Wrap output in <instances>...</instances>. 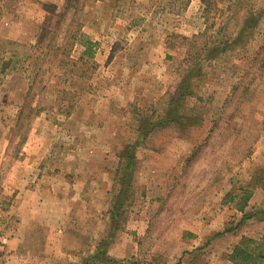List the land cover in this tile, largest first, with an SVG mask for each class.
Returning a JSON list of instances; mask_svg holds the SVG:
<instances>
[{
    "label": "rangeland",
    "instance_id": "1",
    "mask_svg": "<svg viewBox=\"0 0 264 264\" xmlns=\"http://www.w3.org/2000/svg\"><path fill=\"white\" fill-rule=\"evenodd\" d=\"M209 3L0 0V264L18 246V196L52 178L75 144L100 151L105 177L99 196L88 198L98 197L99 223L90 213L77 217L90 247L69 253V264L101 240L109 258L136 264H231L242 239L260 242L264 222L241 219L264 210V0ZM249 12L257 21L244 47L206 63L187 100L200 124L156 128L137 143L130 189L113 218L118 156L137 138V112L161 115L186 67L190 44L175 36L196 47L229 42ZM86 41L94 45L87 64ZM86 133L94 140L73 142ZM51 232L38 231L40 247H49ZM23 256L31 263L33 254Z\"/></svg>",
    "mask_w": 264,
    "mask_h": 264
},
{
    "label": "crops",
    "instance_id": "2",
    "mask_svg": "<svg viewBox=\"0 0 264 264\" xmlns=\"http://www.w3.org/2000/svg\"><path fill=\"white\" fill-rule=\"evenodd\" d=\"M91 128L96 130L98 126ZM71 137L75 140L74 143L76 140L77 143L94 140L92 134L88 133ZM81 147L82 144H75L60 157V165L56 166L52 178L44 177L45 181L35 184V188L32 189L33 186L27 188L24 198L18 196L14 209L19 217V233L16 238L18 246L6 249V264H24L22 263L24 256L21 258L23 254H33L32 261L28 264H38L39 260L44 264H69L72 262L69 253L80 247H90L88 243L90 236L85 235L79 227L82 226V222L77 217L90 213L91 219H95L92 223H99L100 202L97 196L101 191L105 171L101 168L103 165L100 163V151L82 152ZM94 163L95 167L92 165ZM92 182H95L94 189L90 186ZM45 189L47 192L41 194V190ZM92 192L97 195L93 199L97 204L88 200ZM48 229L52 232L45 241L51 239V243L47 241L48 244L50 243L49 247L47 244L46 246L43 244L45 247H40L39 245L44 241H42L43 237L38 235V231H43L45 234ZM32 236L33 241L35 239L33 245L30 243ZM28 246H34L35 249L32 250Z\"/></svg>",
    "mask_w": 264,
    "mask_h": 264
},
{
    "label": "trees",
    "instance_id": "3",
    "mask_svg": "<svg viewBox=\"0 0 264 264\" xmlns=\"http://www.w3.org/2000/svg\"><path fill=\"white\" fill-rule=\"evenodd\" d=\"M200 2L206 9L211 6L209 0H200ZM255 17V14H252L251 12L246 13V16L240 24L237 35L229 42L221 39L214 45L203 43L200 47H196L195 43L189 42L191 39L175 36V38L190 44L191 49L186 50L188 54L183 59L186 67L181 71L179 81L176 84L172 95L168 99L166 107L162 110L161 115L159 114L155 119H153V109L149 110L151 113L148 111L137 112L138 116L135 119L137 120L135 130L137 138L134 142L127 144L118 156L119 163L114 179L115 182L118 183L117 185L121 188L118 195L114 198L115 203L111 210L113 218H115V215L118 214L121 207L120 202H122L121 196L125 192L124 189L126 188L127 191L130 189L129 183L133 175L132 168L134 164V151L138 146L137 143L156 128L175 126L178 127L179 130H182L185 127L200 124L202 119L201 114L195 108L187 109V100L193 98L196 94L198 83L201 81L204 65L217 60V57L223 54L226 47H244L249 38L246 33L252 31V28L257 21V18ZM222 29L223 28L220 29L219 33ZM81 46L84 47V51L80 60H83L84 63L87 64V61L92 59L94 56V45L90 41H86L82 43ZM247 197L248 196H245L243 198L241 206L238 207L240 212H242L243 208L246 206ZM253 218L257 220V222H264V210H261L256 214L244 215L241 222ZM111 223L112 224L108 227L107 231L112 233L116 229V222L113 221ZM110 238L111 236L109 235L105 239L109 240ZM259 241V243H254L255 247H251L249 244L253 243L251 240L242 239L241 242L233 247L227 257V261L231 264H262L264 262V236L261 237ZM107 246L108 244L106 241H99L94 252L82 260L80 264H136L134 262L123 260L119 261L109 258L106 255Z\"/></svg>",
    "mask_w": 264,
    "mask_h": 264
}]
</instances>
